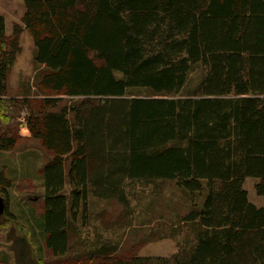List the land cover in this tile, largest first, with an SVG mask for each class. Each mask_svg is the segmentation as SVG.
Here are the masks:
<instances>
[{
	"label": "trees",
	"instance_id": "16d2710c",
	"mask_svg": "<svg viewBox=\"0 0 264 264\" xmlns=\"http://www.w3.org/2000/svg\"><path fill=\"white\" fill-rule=\"evenodd\" d=\"M23 4L22 25L10 34L0 16V121L21 103L31 135L52 154L41 195L52 256L72 248L89 194L125 202V181H173L203 192L200 207L183 217L191 247L169 257L101 249L64 264H264V205L243 187L255 178L264 195V0ZM24 30L41 67L37 85L49 94L34 104L3 99ZM195 67L203 70L197 85L179 95ZM134 88L149 95L127 97ZM60 96L78 101L60 107ZM16 142L0 125V150ZM9 186L0 172V219L11 217ZM14 256L15 264L32 261L23 251Z\"/></svg>",
	"mask_w": 264,
	"mask_h": 264
},
{
	"label": "rangeland",
	"instance_id": "374dc122",
	"mask_svg": "<svg viewBox=\"0 0 264 264\" xmlns=\"http://www.w3.org/2000/svg\"><path fill=\"white\" fill-rule=\"evenodd\" d=\"M23 12V0H0V16L4 17L7 34L12 32L14 24L22 25ZM20 45L21 52L10 70L8 91L3 99L21 101L25 98L34 104L49 94L37 85L41 67L32 61L33 43L26 30L21 34ZM202 73L200 67H195L179 95L189 94ZM148 95L142 88L130 89L126 94L127 97ZM60 98V107L78 101L67 96ZM28 110L19 102L13 103L5 111L9 119L0 121L1 128L15 133L17 138L13 148L0 150V172L10 182L7 194L11 215L0 219V264H15L14 255L17 257L21 251L27 258L31 256L29 264H64L72 257L101 249H112L121 255L169 257L179 247L186 250L193 245L194 231L183 217L200 207L203 192H186L173 181L128 180L123 183L125 202L89 194L86 210L78 216L72 248L65 257H53L45 247L41 227L42 168L52 154L31 135L27 125ZM255 182V178H246L243 187L248 192V200L262 206L264 196L255 192ZM65 192L68 195V185ZM22 238L26 243L20 240Z\"/></svg>",
	"mask_w": 264,
	"mask_h": 264
},
{
	"label": "water",
	"instance_id": "95a60500",
	"mask_svg": "<svg viewBox=\"0 0 264 264\" xmlns=\"http://www.w3.org/2000/svg\"><path fill=\"white\" fill-rule=\"evenodd\" d=\"M37 197L34 198V200L36 199ZM4 201H3V198L2 196L0 195V215L3 213V210H4Z\"/></svg>",
	"mask_w": 264,
	"mask_h": 264
},
{
	"label": "crops",
	"instance_id": "0c3cea01",
	"mask_svg": "<svg viewBox=\"0 0 264 264\" xmlns=\"http://www.w3.org/2000/svg\"><path fill=\"white\" fill-rule=\"evenodd\" d=\"M262 196V195H261ZM264 196V195H263Z\"/></svg>",
	"mask_w": 264,
	"mask_h": 264
}]
</instances>
